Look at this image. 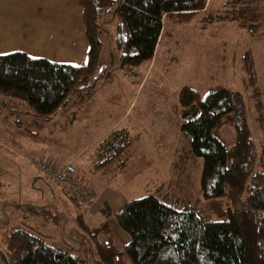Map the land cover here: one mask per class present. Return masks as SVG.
<instances>
[{
  "label": "rangeland",
  "instance_id": "obj_1",
  "mask_svg": "<svg viewBox=\"0 0 264 264\" xmlns=\"http://www.w3.org/2000/svg\"><path fill=\"white\" fill-rule=\"evenodd\" d=\"M240 5L236 0H208L206 12L186 23L165 20L153 58L135 66L120 61L117 18L107 9L100 19V65L110 76L99 79L89 101L69 104L42 128L32 122L25 101L0 94V264H8L2 238L16 227L52 246L72 249L88 264H101L92 238L75 231L76 214L82 213L94 226L104 220L101 209L106 203L115 212L123 203L147 195L168 203L190 199L205 209L200 192L203 158L188 153L189 139L181 132L183 87L202 97L212 86L239 93L257 151L254 172L264 167V0L253 1L252 11ZM218 13L227 17L209 23L203 19ZM247 50L252 54L254 84L247 83L242 67ZM87 61L88 55L82 63ZM117 127L128 129L137 141L125 167L102 180L92 168L91 156L96 144ZM214 133L228 147L233 145L232 126ZM31 154L50 165L73 164L95 194L92 205L72 201L30 160ZM247 196L248 191L235 196L227 187L222 201L235 208ZM112 228L116 247L123 249L129 236L113 222Z\"/></svg>",
  "mask_w": 264,
  "mask_h": 264
},
{
  "label": "trees",
  "instance_id": "obj_2",
  "mask_svg": "<svg viewBox=\"0 0 264 264\" xmlns=\"http://www.w3.org/2000/svg\"><path fill=\"white\" fill-rule=\"evenodd\" d=\"M253 1L258 0H236L245 10ZM78 3L83 9L88 42L86 64L53 63L24 52L0 55V94L25 101L32 122L39 128L69 104L80 106L89 101L99 79L110 76L100 65V19L107 9L111 8L109 11L117 18L115 42L120 61L135 66L153 58L165 20L186 23L196 13L206 12L208 0ZM220 17L227 16L208 14L203 19L209 23ZM242 67L247 83L254 84L249 50L242 56ZM179 101L185 119L181 132L189 139L187 151L203 158L200 192L205 209L190 199L168 203L147 195L123 203L115 212L106 203L101 209L104 220L94 226L78 213L75 231L92 238L101 264H264V167L254 172L257 151L241 95L223 86H212L202 97L192 88L183 87ZM225 125L232 126L235 133L231 147L214 133ZM136 141L137 136L128 129L117 127L96 144L91 164L100 179H111L125 167ZM227 187L235 196L248 191L245 202L239 207H226L222 197ZM64 193L81 205L76 197ZM29 207L48 211L46 207ZM112 222L129 236L123 249L115 245ZM2 244L8 264H88L72 249L52 246L23 227L6 233Z\"/></svg>",
  "mask_w": 264,
  "mask_h": 264
},
{
  "label": "crops",
  "instance_id": "obj_3",
  "mask_svg": "<svg viewBox=\"0 0 264 264\" xmlns=\"http://www.w3.org/2000/svg\"><path fill=\"white\" fill-rule=\"evenodd\" d=\"M14 52L84 65L88 42L78 0H0V55Z\"/></svg>",
  "mask_w": 264,
  "mask_h": 264
},
{
  "label": "built area",
  "instance_id": "obj_4",
  "mask_svg": "<svg viewBox=\"0 0 264 264\" xmlns=\"http://www.w3.org/2000/svg\"><path fill=\"white\" fill-rule=\"evenodd\" d=\"M30 160L45 174L49 181L59 184L62 190L76 197L82 205L87 207L92 205L95 200V194L79 181L76 167L73 164H65L64 166L50 165L35 154L30 155Z\"/></svg>",
  "mask_w": 264,
  "mask_h": 264
}]
</instances>
